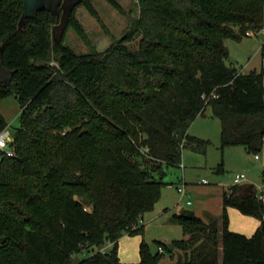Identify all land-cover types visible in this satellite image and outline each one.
Masks as SVG:
<instances>
[{"label": "trees", "instance_id": "1", "mask_svg": "<svg viewBox=\"0 0 264 264\" xmlns=\"http://www.w3.org/2000/svg\"><path fill=\"white\" fill-rule=\"evenodd\" d=\"M135 1L138 15L120 38L81 53L54 38L61 5L29 15L25 0H0L2 58L13 71L0 99L14 94L20 105L14 153L0 157V264H121L119 238L143 231L167 184L164 163L179 165L185 147L206 152L209 140L189 127L207 106L221 120L222 146L261 152L264 70L229 64L225 40L264 27V0ZM80 5L100 18L93 0H81L66 29L86 37ZM229 206L261 219L253 234L230 229ZM173 215L186 236L173 248L158 240L156 252L143 240L141 264L174 249L180 264H264L254 183L231 184L220 217Z\"/></svg>", "mask_w": 264, "mask_h": 264}, {"label": "rangeland", "instance_id": "2", "mask_svg": "<svg viewBox=\"0 0 264 264\" xmlns=\"http://www.w3.org/2000/svg\"><path fill=\"white\" fill-rule=\"evenodd\" d=\"M118 1L123 11L107 0H93L100 15L99 19L92 15L86 6H78L75 14L84 26L86 37L81 36L75 28L69 26L63 37L65 43L81 53L92 49L102 51L108 48L114 40L123 35L131 19L139 12L135 0ZM253 32L254 34H245L241 38L227 37L225 40L230 52L227 62L235 64L243 72L264 70L262 54L264 31L261 28ZM137 41V39L133 41V44ZM5 73L0 47V76ZM0 109L10 126L19 124L20 105L16 95L10 94L0 99ZM189 132L198 139L209 140L206 152L185 147L179 165L164 163L163 179L167 181V184L163 186L162 195L154 208L143 214V231L134 234L125 233L119 238L118 254L121 264H141L140 244L143 240L149 243L153 252H156L159 249L158 240L169 242L185 237L181 223L173 215L182 207L192 208L196 215L209 220L210 211L222 209L224 186L253 182L258 192H264V146L259 159H255V154H250L243 144L222 146L221 120L213 113L210 106H207L205 112L194 119ZM250 157L255 161L254 163ZM238 173L244 174L245 178L236 180ZM179 185L184 186V196L178 191ZM166 207H168L167 210H165ZM237 223L238 219L232 215L230 229L248 235L256 230V228L251 231L247 227H239ZM106 246L110 247L111 244L108 243ZM180 253L178 249H174L173 252L164 250L162 260L156 264H180L178 262Z\"/></svg>", "mask_w": 264, "mask_h": 264}, {"label": "water", "instance_id": "3", "mask_svg": "<svg viewBox=\"0 0 264 264\" xmlns=\"http://www.w3.org/2000/svg\"><path fill=\"white\" fill-rule=\"evenodd\" d=\"M81 0H25V10L29 15H36L39 10L47 7L51 10H56L59 5L62 6L63 12L61 14V21L54 26V38L55 40H60L66 30L70 15L77 3ZM1 47V45H0ZM1 59L3 66L6 69V73L0 76V81H8L12 77L13 71L7 68L3 62L2 58V47H1ZM250 160L254 163L255 161L250 157ZM195 213L194 209L188 207H182L180 214L184 217L190 218ZM170 248H173L171 241L165 242Z\"/></svg>", "mask_w": 264, "mask_h": 264}, {"label": "crops", "instance_id": "4", "mask_svg": "<svg viewBox=\"0 0 264 264\" xmlns=\"http://www.w3.org/2000/svg\"><path fill=\"white\" fill-rule=\"evenodd\" d=\"M190 133V132H189ZM261 153V152H260ZM253 183V182H252ZM228 186H224L223 190H222V195L224 194V191L229 187ZM184 196V195H183ZM223 204V202H222ZM168 207L165 208V210H167ZM222 210H223V206L221 211H210L209 213L211 214V216L208 215V219H210V217L212 216H216V217H220L222 214ZM195 211V210H194ZM228 212H229V216H230V224H231V216H235L238 219V223L237 225L240 227H247L248 229H250L251 231L254 228H257L260 223H261V219L257 218L255 216L252 215H247L242 213L239 209H237L236 207L233 206H229L228 207ZM178 213H180V211H178ZM196 213V212H195ZM205 220V219H204ZM144 223V222H143ZM110 244V243H109ZM83 256V253L80 254V257ZM76 264H81L79 261Z\"/></svg>", "mask_w": 264, "mask_h": 264}, {"label": "built area", "instance_id": "5", "mask_svg": "<svg viewBox=\"0 0 264 264\" xmlns=\"http://www.w3.org/2000/svg\"><path fill=\"white\" fill-rule=\"evenodd\" d=\"M262 30L264 31V27L262 28ZM247 34H254L253 30H248ZM12 132H11V126L8 124L6 125L3 129L0 130V150H1V155L3 153H6L8 155H12L14 153V150L10 147V141L12 140ZM0 155V157H1ZM255 159H259L260 158V153H256L254 156ZM181 165L183 166V163H181ZM245 176L244 174H240L238 173L236 175V180H242L244 179ZM178 191L182 194V196L185 194V189L184 186L179 185L178 186ZM258 196L264 199V192H258ZM160 250H163V247L160 246L159 247Z\"/></svg>", "mask_w": 264, "mask_h": 264}]
</instances>
